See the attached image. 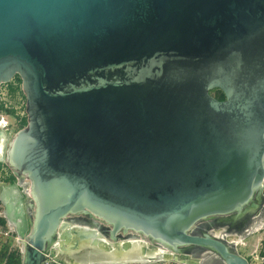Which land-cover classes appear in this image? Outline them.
Returning a JSON list of instances; mask_svg holds the SVG:
<instances>
[{"label": "water", "instance_id": "95a60500", "mask_svg": "<svg viewBox=\"0 0 264 264\" xmlns=\"http://www.w3.org/2000/svg\"><path fill=\"white\" fill-rule=\"evenodd\" d=\"M16 76L28 124L0 162L31 182L22 264L56 259L73 215L250 264L236 246L264 223V0H0V87Z\"/></svg>", "mask_w": 264, "mask_h": 264}, {"label": "rangeland", "instance_id": "374dc122", "mask_svg": "<svg viewBox=\"0 0 264 264\" xmlns=\"http://www.w3.org/2000/svg\"><path fill=\"white\" fill-rule=\"evenodd\" d=\"M213 94L215 93L213 92ZM0 122L3 123V128H0V130L7 137L4 147V157L6 159L9 142L28 124V117L26 114V97L23 93L22 80L19 76H16L9 84H5L0 87ZM0 164V219L5 222L4 226L0 225L1 258V253H3L5 248H8L9 252L18 251L21 254L26 237L31 232L32 226L30 222L33 220V207H35V203L33 201V197H31L28 192L31 190L29 184L26 183L28 180L26 181L24 177H17L6 162H0ZM24 184L26 186H23ZM31 204L32 208L29 209ZM68 217L69 218L66 219V223H69V225H78L80 228H83L82 230L88 232L99 229L103 237L107 236L106 238L111 239V227L109 225L105 224L106 228L103 230L102 228H99L101 227L99 225V227H96V220L90 217L84 215H73ZM74 220L77 222L73 223ZM62 230L63 228L60 229L59 232ZM74 230V232L78 231L75 228ZM92 233L96 237V233ZM123 235L124 234L122 233V236ZM137 236L139 241L142 242V249H146V252H149L152 256L150 259H147V263L143 264L202 263V258H193L192 254L172 252L160 243H152L148 237L142 234H138ZM240 243L241 244L237 245V251L241 256L246 258L250 264H264V255L262 254V252H264V224L241 240ZM157 249L162 250L165 254L153 256V253H155V250ZM59 253L65 259L69 257L63 248L59 249ZM75 254L79 258L82 257V255L79 254V250L76 248ZM0 264L4 263L0 262ZM47 264L61 263L58 260L49 257ZM70 264H76V262H71Z\"/></svg>", "mask_w": 264, "mask_h": 264}, {"label": "bare ground", "instance_id": "6f19581e", "mask_svg": "<svg viewBox=\"0 0 264 264\" xmlns=\"http://www.w3.org/2000/svg\"><path fill=\"white\" fill-rule=\"evenodd\" d=\"M0 128H3L2 122H0ZM4 147L5 141L0 140V161L4 155ZM24 178L26 181L28 180L25 182L29 184V187L31 188V182L28 176H25ZM23 186H25V184ZM28 192L30 196L33 197L31 190ZM30 207L32 206L30 205ZM68 218L69 217L64 218L60 227V229L63 228V230L59 232L60 239L53 247L54 256L57 257L56 259L63 261V263L70 264L71 262H76V264H143L147 263V259L152 257L149 252H146V249H142V242L139 241L137 232L124 233V237L122 236V233L119 232L117 235L121 236L122 238L118 241H115L112 240V238L110 239L103 237L99 229L88 232L82 230L83 228H80L78 225H69V223H66V219ZM75 222L77 221L74 220L73 223ZM96 222V227H103L102 222L98 220H96ZM263 224L261 226H263ZM74 228L78 231L74 232ZM92 232L96 233V237ZM239 244L241 243L238 242L237 245ZM60 248H63L66 251L67 255L69 256L67 259L62 257V255L59 253ZM75 248L79 250V254H81L82 257H77L75 254ZM155 251L156 252L153 253V256L165 254L162 250L157 249ZM22 254H24V252Z\"/></svg>", "mask_w": 264, "mask_h": 264}, {"label": "trees", "instance_id": "16d2710c", "mask_svg": "<svg viewBox=\"0 0 264 264\" xmlns=\"http://www.w3.org/2000/svg\"><path fill=\"white\" fill-rule=\"evenodd\" d=\"M220 99L224 98L221 97ZM0 225H5L4 220L0 219ZM262 254L264 255V252ZM0 262L4 264H22V256L18 251L9 252L8 248H5L3 253H1Z\"/></svg>", "mask_w": 264, "mask_h": 264}, {"label": "flooded vegetation", "instance_id": "af4514ba", "mask_svg": "<svg viewBox=\"0 0 264 264\" xmlns=\"http://www.w3.org/2000/svg\"><path fill=\"white\" fill-rule=\"evenodd\" d=\"M214 95H215V97L218 99V100H220V101H223V100H225V96L223 95V93L222 92H220V91H214ZM224 98V99H220V98ZM26 186V185H25ZM31 206H32V204H31ZM32 207H30L29 209H31ZM246 221H247V219L245 220V221H241L240 223H233V222H231V221H226V222H222V221H218V222H220L221 224L220 225H226V226H228V229L231 231L232 229H235V230H237V232L240 230V227H242L243 225H245L246 224ZM212 223V222H211ZM103 230H105V228H106V226H105V224H103ZM234 227V228H233ZM204 228H206V227H204ZM209 228V227H208Z\"/></svg>", "mask_w": 264, "mask_h": 264}]
</instances>
